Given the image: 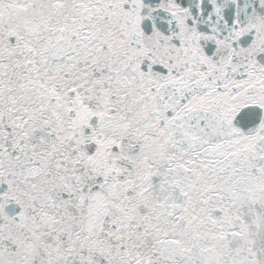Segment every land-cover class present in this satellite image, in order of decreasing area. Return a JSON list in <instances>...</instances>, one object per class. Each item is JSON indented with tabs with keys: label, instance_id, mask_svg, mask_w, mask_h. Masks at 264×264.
I'll return each instance as SVG.
<instances>
[{
	"label": "snow or ice",
	"instance_id": "1",
	"mask_svg": "<svg viewBox=\"0 0 264 264\" xmlns=\"http://www.w3.org/2000/svg\"><path fill=\"white\" fill-rule=\"evenodd\" d=\"M0 264H264V0H0Z\"/></svg>",
	"mask_w": 264,
	"mask_h": 264
}]
</instances>
